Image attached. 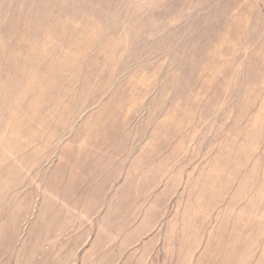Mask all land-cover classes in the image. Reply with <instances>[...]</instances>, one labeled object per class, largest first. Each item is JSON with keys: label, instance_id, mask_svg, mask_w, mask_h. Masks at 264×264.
<instances>
[{"label": "rangeland", "instance_id": "obj_1", "mask_svg": "<svg viewBox=\"0 0 264 264\" xmlns=\"http://www.w3.org/2000/svg\"><path fill=\"white\" fill-rule=\"evenodd\" d=\"M0 264H264V0H0Z\"/></svg>", "mask_w": 264, "mask_h": 264}]
</instances>
